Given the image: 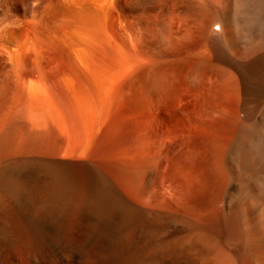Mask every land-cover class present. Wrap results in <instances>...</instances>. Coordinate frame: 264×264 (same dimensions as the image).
<instances>
[{"label": "bare ground", "instance_id": "obj_1", "mask_svg": "<svg viewBox=\"0 0 264 264\" xmlns=\"http://www.w3.org/2000/svg\"><path fill=\"white\" fill-rule=\"evenodd\" d=\"M133 96L182 141L121 187L92 156ZM19 119L60 147H0V264H264V0H0V139Z\"/></svg>", "mask_w": 264, "mask_h": 264}, {"label": "rangeland", "instance_id": "obj_2", "mask_svg": "<svg viewBox=\"0 0 264 264\" xmlns=\"http://www.w3.org/2000/svg\"><path fill=\"white\" fill-rule=\"evenodd\" d=\"M131 98L132 97H129V98H126V99L120 101V104H117L118 107L116 106V108H114V111L111 112V115L109 117L110 119H108L110 121L107 120V125H103V126H105V128L103 127L101 130V134H103V137L104 136H106V137L105 138L101 137L99 142L97 141L98 144H96V145L98 146L99 149L96 150L97 149V146H96V148H95L96 152L94 151V153H93L94 157L92 156V158L95 159L93 161H95L96 164H98L105 172L107 171L106 173H108V175L110 177H113L112 178L113 180H114V178L116 180H118V178L119 179L123 178V177H121L123 175L119 176V174H123L124 170H122V169H125L124 166H126V168H128L127 167L128 158H129L130 154H133V151H134V153H135V150L137 152L138 148H140V150L141 149L149 150L150 147H153L151 149H154L157 146L156 144H158L159 138L166 133L172 134L171 135L172 141L170 140L171 141L170 143H172V144H170L168 142V145L164 144V148L166 150H168L170 154H174L177 156L180 155L179 154L180 152H178L177 149L180 146L178 141L181 142L182 137L181 136L178 137V135H176L173 138V136L175 134L171 132L172 130L170 131L169 128L166 127L165 124L163 125V123L160 120H158L157 118H155L153 116V114L148 110L146 97L143 98V96H135V98H134V96H133L132 99H134V100H132ZM140 99L142 101H139ZM121 102H122V105H121ZM149 117H152V119ZM13 122H11V126L9 125L10 127L8 126L9 128L6 127L7 132L5 135H3V137H1L2 139H0V143L5 144V145L0 144V147L6 146L7 144H9L6 146V148L2 147L3 152L8 148L7 151H9V152L12 151L10 153L8 152L11 155L17 154V152H19L18 153L19 155L34 156V154H35V156H38V157L40 155L42 157H53V156L56 157V152L58 151L57 149L60 146H59L58 138L55 137L51 132H49V131L45 132L44 131V132H41L42 134L40 133V135H39V133L36 134V132L29 131L27 129L26 125L21 120L20 121L14 120ZM161 127H162V129H161ZM163 127H165V128H163ZM9 130H10V132H9ZM164 130H166V131L164 132ZM160 131H162V132H160ZM157 132L159 134H156ZM160 133H162V134H160ZM155 135L157 136V138L155 137ZM5 136H7V139L5 138ZM176 137L178 140L176 139ZM154 138H156V139H154ZM5 139H6V141H5ZM101 139L104 141L103 143L101 142ZM173 140H175V141H173ZM173 142H176L178 145H175V143H173ZM153 145L154 146L156 145V146L154 147ZM56 147H58V148H56ZM2 149L0 150L1 153H3ZM133 149H135V150H133ZM121 154L123 157L121 156ZM120 160H122V161H120ZM168 161H169L168 159L161 161L159 168H158V170L160 172L164 173V176L166 175L165 177L168 176V171L171 168V160H170V162H168ZM120 171H122V172L120 173ZM116 172H118V174ZM117 176H119V177H117ZM121 179L118 180V182L115 180L114 181L116 183H118L119 186H121L124 184V183L123 184L120 183L121 181H123ZM125 184H124V186H121V187H126ZM128 190H130V189H128ZM150 191L153 194H155L156 188H153ZM132 193H134V192L132 191Z\"/></svg>", "mask_w": 264, "mask_h": 264}]
</instances>
